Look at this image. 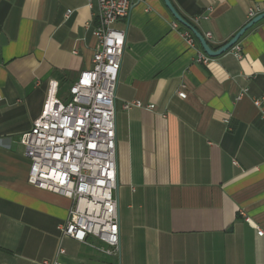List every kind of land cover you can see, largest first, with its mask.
Returning <instances> with one entry per match:
<instances>
[{
	"label": "crops",
	"instance_id": "1",
	"mask_svg": "<svg viewBox=\"0 0 264 264\" xmlns=\"http://www.w3.org/2000/svg\"><path fill=\"white\" fill-rule=\"evenodd\" d=\"M263 1L170 0L214 49ZM98 23L96 0H0V264H264V18L201 63L163 0L113 25L119 251L60 236L71 201L27 181L20 135L92 65Z\"/></svg>",
	"mask_w": 264,
	"mask_h": 264
},
{
	"label": "built area",
	"instance_id": "2",
	"mask_svg": "<svg viewBox=\"0 0 264 264\" xmlns=\"http://www.w3.org/2000/svg\"><path fill=\"white\" fill-rule=\"evenodd\" d=\"M96 1L99 23L93 30L97 47L92 65L79 72L69 86L66 100L57 98L56 83L50 84L40 114L30 129L20 135V143L29 160L27 181L71 201L67 219L58 227L60 236L112 255L119 251L114 100L125 46V31L113 25L126 19L138 0ZM261 12L264 1L260 7L249 8L247 15L251 19ZM185 36L190 43L194 41L190 31ZM209 37L207 33L206 38ZM235 55L240 56L238 48ZM195 58L201 63L210 59L202 51ZM178 95L185 97L182 91ZM254 103L259 105V101ZM122 107L154 109L153 104L143 105L138 99L124 102ZM240 214L250 222L242 211ZM255 229L256 235L263 234L259 227ZM89 238L102 246L92 244ZM63 252L58 247L57 254Z\"/></svg>",
	"mask_w": 264,
	"mask_h": 264
},
{
	"label": "water",
	"instance_id": "3",
	"mask_svg": "<svg viewBox=\"0 0 264 264\" xmlns=\"http://www.w3.org/2000/svg\"><path fill=\"white\" fill-rule=\"evenodd\" d=\"M163 2L169 12L174 17V19L191 32L194 38L198 41L202 51L209 57H216L231 48L248 27H250L253 23L260 20L261 18H264V12L255 15L247 23H245L229 40L214 49L208 44L207 40L203 37V35L195 29V27H193L190 23L183 19L181 15H179V13L171 4L170 0H163Z\"/></svg>",
	"mask_w": 264,
	"mask_h": 264
},
{
	"label": "trees",
	"instance_id": "4",
	"mask_svg": "<svg viewBox=\"0 0 264 264\" xmlns=\"http://www.w3.org/2000/svg\"><path fill=\"white\" fill-rule=\"evenodd\" d=\"M194 37V36H193ZM195 39V38H194Z\"/></svg>",
	"mask_w": 264,
	"mask_h": 264
}]
</instances>
